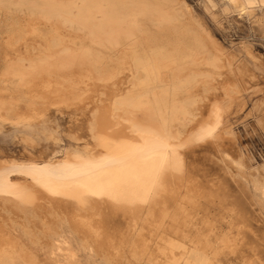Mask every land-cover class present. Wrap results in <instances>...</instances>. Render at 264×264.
Masks as SVG:
<instances>
[{
  "label": "rangeland",
  "instance_id": "374dc122",
  "mask_svg": "<svg viewBox=\"0 0 264 264\" xmlns=\"http://www.w3.org/2000/svg\"><path fill=\"white\" fill-rule=\"evenodd\" d=\"M43 1L0 0V113L5 115L0 123V168L43 158H87V151L106 152L95 134H104L108 117L107 123L119 118L118 129L138 120L155 124L159 131L164 127L166 133L174 132L176 138L168 140H173L175 151L180 150L176 151L180 162L168 168L167 162L161 161L134 183L111 182L102 194L62 185L41 193L22 171L9 170L0 187V237L5 242L10 237L15 240L14 263L181 264L190 250L189 257L197 262L206 264L212 259L214 264H243L238 255H227L224 245L231 236H244L245 241V235L246 243L254 240L251 244L257 243V252H264L260 222L264 219V0H244L246 10L222 0H126L137 16L130 42L147 49L197 47L199 58L205 50L209 56L217 51L222 54L221 62L227 64L215 69L216 81L203 76L170 91V101L173 95L178 100L193 95L195 101L185 102L188 116L170 112L165 123L148 105L106 114L113 101L136 83L133 74L116 66L118 55L129 42L123 34L128 25L120 24L119 47L106 39L96 43L89 22L70 26L54 15L45 19ZM99 1L104 12H125L120 0ZM165 11L171 14V21L162 20ZM72 12L81 22L79 9L74 7ZM33 24L44 38L54 33L63 42L53 47L49 66L32 69L31 61L48 54L46 42L32 33ZM7 40L19 49L10 48ZM163 73L165 81L173 74L171 70ZM144 76L150 79L151 75ZM198 81H202L200 87ZM157 90L160 93L162 88ZM213 105L218 108L219 122L210 135L196 139V126ZM29 107L44 114L30 121L18 120L14 112H28ZM170 239L181 247L170 250ZM213 251L218 252L217 260Z\"/></svg>",
  "mask_w": 264,
  "mask_h": 264
},
{
  "label": "bare ground",
  "instance_id": "6f19581e",
  "mask_svg": "<svg viewBox=\"0 0 264 264\" xmlns=\"http://www.w3.org/2000/svg\"><path fill=\"white\" fill-rule=\"evenodd\" d=\"M8 1H10V0H8ZM77 1L78 0H71L70 2H62V1H57V0H44L41 8L46 13L45 15L48 16V17H45V19H49V15H54V16H57L58 18H60L64 25L68 24L70 26H73L74 24L81 26V25H84L87 22H89L92 26V29L89 30V33L92 35L93 40L96 43H101L102 41H104L106 39L108 41H111L114 44L115 48H117V46L119 45L118 37H119V34L121 33L120 31H122L120 24L126 23L128 25L127 29H123V34L125 36V39L128 40L129 42H127L125 44L126 46L122 49V52L118 55L116 66L118 67L119 70L123 69V71H125L124 70V68H125L128 70V72H129L128 74H133L135 76L134 79H135L136 83L132 86H130L131 85L130 84L128 86V90L126 89L127 91L124 94V96L117 97L113 101L112 110H109L110 112H106V114L108 116H112L113 113L115 112V110H118V109H121V108H124L127 106H131V107L143 106L144 107V105H146V106L148 105V107L150 106L149 108L153 109L152 111L154 113L161 114L160 116L162 117V121H164V123L166 120L165 115L169 114L170 112L173 114L179 112L184 116H188L190 114V110L188 109L187 103H185V102L186 101L187 102L188 101H195L194 96L188 95L187 97L184 98V100H178L176 95H173L172 100L170 101L169 100L170 91H173V92L178 91L179 89H182V88L186 87L187 85H190V83H193L195 80H197V78L203 77V76L210 78L212 81H216L215 75L217 74V71L215 69L218 67H226V65H227V64L221 62L222 61V57H221L222 54L220 52H217V51L213 52V54L211 56H209L207 53V50H205V52L201 55L202 58H201V56L199 58L200 52H198L197 47L196 48L187 47L185 45V46H178L174 50V49L170 48V46L166 45V47H162L161 49H154V48L147 49V48L139 46L135 41L131 40L132 42H130L129 38L135 33L133 26L136 24L137 16H136V10L131 8L129 5H127L128 2L126 0H120L124 4L125 12H123L122 10L119 9V10H117L118 12L114 13V15H113V13H107V12L102 11L101 10V4H100L99 0H79L81 3L80 6L78 5ZM222 1L228 2L230 4V6L233 8L238 7L241 10H246L248 8V6L245 4L244 0H222ZM74 7H77L79 9V15L82 19L81 22L77 21L75 19V15L72 12V9ZM171 17H172L171 14L168 13V11H165L161 18H162V20L171 21L172 20ZM28 27H30V26H28ZM56 27H58V26H56ZM30 29H31L32 33H35L36 36L38 35V36L42 37V40L46 42V50L48 53L46 55V57L43 59L39 58V57H41L40 56L41 54L39 55V57L37 56L40 59L39 61H31L30 65H31L32 69H33V67L49 66V64H50L49 59L51 57H53L52 56L53 47L60 45L61 42H63L62 39H60L54 33H53L54 35L52 34L51 38H46V37L44 38L43 32L41 30H39V28L35 25ZM57 29L59 30L61 28H57ZM59 31H58V33H59ZM29 32H30V30H29ZM62 32H63V30H62ZM64 34H65V32H64ZM65 35H67V34H65ZM101 35H103L105 37L103 39L99 38ZM25 39L26 38H24V40ZM15 40H17V39H15ZM7 43H9L8 46L10 48L16 47V46L12 45L13 42H10V40H9V42L7 40ZM7 43H6V45H7ZM10 45H12L13 47H11ZM20 45H22V44H20ZM32 45H34V44H32ZM9 47H8V50H9ZM19 47H21V46H19ZM22 47H24V46L22 45ZM25 48L26 47H24V50H25ZM16 49H19L18 46L16 47ZM61 50L64 51L65 50L64 47ZM14 51H15V48L13 51H11V53ZM18 51H20V50H18ZM11 53L8 52L7 55H9ZM16 53H17V50H16ZM4 54H6V51ZM7 55H4V56L6 57ZM23 55H25V54H23ZM23 55H22V59H25V56H23ZM33 56H34V54H33ZM8 58H10V57H8ZM206 64L211 65V67L214 70L213 69L212 70L206 69V67H205V66H207ZM232 68H231V72L233 71ZM37 69L39 71H41V69L35 68L36 71H37ZM49 70H50V68H49ZM165 70H171L173 72L172 77L168 81L167 80L165 81L162 78V73ZM44 71H45V73L49 72L46 70H44ZM188 71H190L191 73H187ZM143 74H150L151 75L150 79L146 78L145 76L143 77ZM229 74H232V73L229 72ZM128 76H130V75H128ZM231 77H232V80H235V75H233V76L231 75L230 78ZM32 78H34V77H32ZM35 78H37V77H35ZM120 78H122V77H120ZM50 80L51 79H49L48 81L51 83L52 80L51 81ZM201 80L204 81L205 79L204 80L201 79ZM48 81H46V83H48ZM202 81L201 82L198 81V82H200V85H198L199 87L201 86ZM235 81H239V78L236 77ZM240 81H242V80H240ZM43 82H45V81H43ZM59 82H60V80H59ZM206 82H208V81H206ZM35 83H37V82H35ZM54 83L56 86V81ZM229 84H230V82H229ZM203 85H204V83H203ZM53 86H54V84H53ZM53 86L51 87V89L53 88ZM45 87L48 88L49 84H46ZM158 87L162 88V91L160 93L157 92ZM120 88H121V86H120ZM195 88H194V90H197ZM41 89H42V87L40 88V90ZM51 89L49 91H51ZM58 89H59V87H58ZM74 89H73V91H74ZM53 90L57 91L56 87ZM41 91H43V90H41ZM190 92H191V90H190ZM36 94H38V93H36ZM61 95H63V94H61ZM49 96L51 97L50 94H49ZM110 97H112V96H110ZM148 97H152L153 101L151 102L150 99L147 100ZM51 103H53V102H51ZM208 105H210V104L208 103ZM208 105L206 104V106H208ZM31 108H30V110H28V112H22V113L21 112H14V114L16 115V118L18 120L21 119V120H27V121H30L32 118L38 117V116H41L44 114L43 113L44 111L40 112L41 110H36V109L34 111L33 108L32 109ZM204 110H206V109L204 108ZM116 112H118V111H116ZM205 112H206L205 116L203 115L202 118L199 117L202 120L198 122L199 124L197 123L198 126L195 125L197 127L195 134H194L195 138L197 137L196 139H201L204 136L210 135L211 132L215 129V127L217 126V124L219 122V111H218V108L216 105L210 106V108L209 109L207 108V110ZM1 113H0V123H1V120L5 118V117H3L5 115L4 114L1 115ZM203 113L204 112L201 111V114H203ZM99 117H101V116H99ZM110 120H111V117H110ZM110 120H109V117L106 118L107 122ZM118 121H119V118H118ZM118 121H115V122L112 121L113 123L112 122L111 123H107V122L105 123V125H104L105 128L103 127L104 131H102L105 134V136L102 133H100L102 135L98 134L99 132L96 133L97 135L95 134L96 139L98 140V143L100 145L99 147L103 148V146H104L107 149V150H104L106 152H102V151L97 150L95 152L89 153L87 151V153L89 154L87 158H83L81 156L73 157V158H59V159H54V160L43 158L39 161L38 160L30 161L27 164L10 165V166L4 167V168H0V187H3L4 184L6 183L8 173H9L8 171L13 170V168H14L16 170L22 171L30 179V182L32 183V185L34 187L39 186L42 190L41 193L48 190L49 187H52L55 189L56 185H62L65 187L72 186L76 189V191H86V192H92V193L100 192V194H102L104 191L103 188L109 186L111 182L121 183L124 185L129 184V183H134L135 180L137 178H139L140 176L144 175V173L146 171H149V170L153 171L161 163V161H166L168 168H172V167L179 165L180 158L178 157L179 155L176 152L178 150L175 151L174 148L172 147L173 146L172 145L173 140H170V141L168 140L169 137L176 138V136L173 135L174 132L173 133L171 132L172 134L171 133L168 134L165 132L164 127L162 128V131H159L160 130L159 128L155 129L156 127H153V126H155V124L153 126L151 123H150L151 126L147 125L149 123L148 120L146 121V122H148L146 124L145 123H139L137 120L138 123L136 121H134L133 123H130V125L126 124V126L121 128L123 125H125V124H122V126L118 129L117 128V126L119 124ZM173 121H175V120H173ZM101 123H99V124H101ZM263 126H264V123H263ZM100 128H101V125L99 126V129ZM101 130H102V128H101ZM170 130H171V128H170ZM195 138L193 137V140H195ZM208 142H211V141L208 140ZM175 143H177V142H175ZM203 144H204V142H203ZM206 144L207 143H205L204 145H206ZM208 145H209V143H208ZM37 191H39V194H40V190H37ZM232 202H233V200H232ZM255 217H256V215H255ZM260 218H261V216H260ZM261 219H263V218H261ZM263 220H260V222L261 221L263 222L262 226L264 227V221ZM250 222H251V220H250ZM259 224H260V226H258V227H261V223H259ZM256 225H255V227H256ZM258 227H256V228H258ZM261 230H263V229H261ZM239 233H242V232L239 231ZM253 233H256V232H253ZM245 234H246V232H245ZM13 236L16 237L14 234H13ZM245 236L248 238L247 235H245ZM253 236H257V235L255 234ZM236 237L231 236L229 239L225 240L224 247L227 248L229 251V254H227V255H230V256H232V255L237 256L238 255L237 257L240 258V260L243 264H264V255H262V253H264V252L261 253L260 250H259V253L257 252L256 247H255L257 243L254 245H252L253 243L251 244V242H253L254 240H252L249 244V242L246 243L247 238L245 240L246 242L244 241V238H243L244 236L239 238V239H238V236H236ZM259 237L260 236H258V238ZM263 238H264V236H263ZM1 239L2 238L0 237V240ZM12 240L13 239L10 237L8 240L9 242H5L3 240L0 241V264H15L14 260L17 256V251H16L15 240H13V241ZM173 240L174 239H170V242L168 244L170 250H172V251L176 248L181 247L178 243L173 242ZM258 240H261V239H258ZM263 240H261V241L263 242ZM56 250H59V246H56ZM189 251L186 252V255L182 257L181 264L182 263H185V264H198V263L199 264H205V262L201 263V262H197L196 260L191 259L188 255ZM261 251H263V250H261ZM213 252H214V254H212L213 258H216V260H217L218 259L217 258L218 252H216V251H213ZM52 254H53V252H52ZM60 254H62V253H60ZM210 255H211V253H210ZM236 256H234V257H236ZM31 260L34 261L33 259H31ZM228 260L230 261L229 258H228ZM27 261H29V260H27ZM61 263L62 262H58V264H61ZM206 264H214V263H213V260L211 259V261L206 263ZM216 264H217V262H216ZM230 264H233V263H230Z\"/></svg>",
  "mask_w": 264,
  "mask_h": 264
}]
</instances>
